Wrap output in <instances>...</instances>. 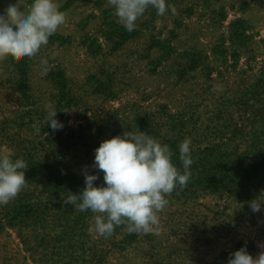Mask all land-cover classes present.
Masks as SVG:
<instances>
[{"label":"rangeland","instance_id":"obj_1","mask_svg":"<svg viewBox=\"0 0 264 264\" xmlns=\"http://www.w3.org/2000/svg\"><path fill=\"white\" fill-rule=\"evenodd\" d=\"M34 0H20L27 13ZM66 22L37 56L0 61V153L27 186L0 205V264H228L264 245V0H166L127 31L108 0H55ZM17 0H0V15ZM47 59V71L41 67ZM218 89V90H217ZM63 124L55 132L48 114ZM39 129V132H37ZM142 131L191 140L186 187L166 197L161 234L89 233L94 214L63 205L85 187L101 142Z\"/></svg>","mask_w":264,"mask_h":264},{"label":"clouds","instance_id":"obj_2","mask_svg":"<svg viewBox=\"0 0 264 264\" xmlns=\"http://www.w3.org/2000/svg\"><path fill=\"white\" fill-rule=\"evenodd\" d=\"M16 4H9L0 15V61L8 57L15 60L33 58L47 46L49 38L65 24L66 14L59 10L55 0H34L27 13ZM118 22L129 32L137 27L149 7L163 16L174 6L166 0H108ZM41 67L47 71L48 61L42 58ZM218 90V89H217ZM58 111L48 114L46 123L53 132L63 128L54 117ZM39 132V129H37ZM191 140L185 138L179 145V159L183 172L172 161L173 152L146 132L126 131L104 140L95 149L93 168L103 173V184L95 185L97 174L83 171L85 187L79 193L67 192L61 196L63 205H71L80 212L91 211L93 222L89 233L110 237L116 226L124 225L129 234H161L160 213L166 208L177 186H187L190 166L194 163L190 150ZM28 169L23 159L13 160L10 152L0 153V205H7L27 186L25 172ZM264 200L249 202L252 212H261ZM256 257L247 251V246L230 254L228 264H264V245Z\"/></svg>","mask_w":264,"mask_h":264}]
</instances>
